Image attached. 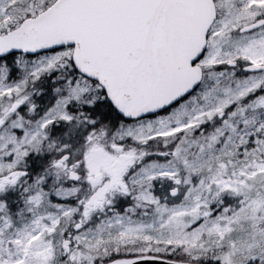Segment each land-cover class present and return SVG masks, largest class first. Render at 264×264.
I'll list each match as a JSON object with an SVG mask.
<instances>
[{"label":"snow or ice","instance_id":"6c2138e0","mask_svg":"<svg viewBox=\"0 0 264 264\" xmlns=\"http://www.w3.org/2000/svg\"><path fill=\"white\" fill-rule=\"evenodd\" d=\"M0 264H264V0H0Z\"/></svg>","mask_w":264,"mask_h":264}]
</instances>
